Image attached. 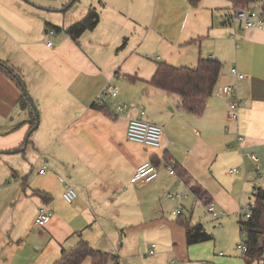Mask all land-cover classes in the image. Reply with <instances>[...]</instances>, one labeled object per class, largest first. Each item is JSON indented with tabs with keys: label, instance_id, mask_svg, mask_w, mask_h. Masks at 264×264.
Instances as JSON below:
<instances>
[{
	"label": "crops",
	"instance_id": "obj_1",
	"mask_svg": "<svg viewBox=\"0 0 264 264\" xmlns=\"http://www.w3.org/2000/svg\"><path fill=\"white\" fill-rule=\"evenodd\" d=\"M78 1L0 0V59L22 76L40 117L27 140L31 116L19 104L23 91L0 71V264H56L81 239L113 255L104 264H248L238 247L237 254L213 253V234L184 217L212 234L188 244L174 210L188 204L192 216L195 201L190 194L168 196L190 186L166 166L184 167L191 183L227 209L230 218H213L219 228L233 219L236 239L232 216H240L244 190L252 186L255 197L264 188V177L256 180L264 172V27L234 22L233 0H90L86 14L101 13L94 29L76 40L66 33L85 14L53 24L60 30L54 28L52 46L36 36V27L56 18L53 12L65 21ZM200 57L221 61L222 69L204 112L195 114L177 94L150 82L158 63L193 67ZM233 67L245 77L238 80ZM108 83L120 88L118 99L106 101L109 113L95 104ZM234 84L242 102L237 120L228 115L229 96L217 92ZM118 100L130 107L117 112ZM141 110L164 127L160 147L128 139L129 119ZM145 161L159 166V177L134 181ZM67 183L78 193L72 203L63 196ZM42 206L52 216L38 227Z\"/></svg>",
	"mask_w": 264,
	"mask_h": 264
},
{
	"label": "trees",
	"instance_id": "obj_2",
	"mask_svg": "<svg viewBox=\"0 0 264 264\" xmlns=\"http://www.w3.org/2000/svg\"><path fill=\"white\" fill-rule=\"evenodd\" d=\"M190 1L196 4L198 0ZM259 1L260 0H233V3L234 7L254 8L256 7L254 3ZM260 9H264V2L261 4ZM100 18V12L95 8H91L84 18L71 24L66 29V33L76 40L86 30L94 29L99 23ZM52 26L60 30L59 26ZM221 69V61L205 57H200L197 65L193 67L175 66L167 62H160L158 63L150 83L169 93L177 94L185 110L195 114H202L209 98L215 90ZM0 71L13 79L22 91L23 86L26 89L22 76L7 60L0 59ZM27 97L31 98L28 91L27 95L24 93L22 94L19 104L21 108L29 109V114L31 116L29 122L30 128L32 129L36 125L38 118L40 119L39 110L35 102H33L35 109L32 107ZM100 107L107 113L111 112L107 102ZM23 149L24 146L17 150ZM175 170L176 175L180 176L186 184H189L190 190L193 192L196 199L201 200L205 205L212 201L207 191L201 185L191 183L190 175L184 167L176 164ZM254 194L256 200L251 217L244 220L241 216L239 221L244 224V229H246L247 232L246 243L248 245V250L244 253V258L248 264L254 260H264V188H256ZM178 216V220L186 227L188 244L203 242L212 238V234L205 229L203 224H192L190 221L184 222L182 215ZM88 256L93 257V264H104L112 258L113 255L108 252L98 251L91 247L86 240L81 239L74 247L63 249L62 255L56 261V264H81ZM115 264H119V262L115 261Z\"/></svg>",
	"mask_w": 264,
	"mask_h": 264
},
{
	"label": "built area",
	"instance_id": "obj_3",
	"mask_svg": "<svg viewBox=\"0 0 264 264\" xmlns=\"http://www.w3.org/2000/svg\"><path fill=\"white\" fill-rule=\"evenodd\" d=\"M231 18L234 22L243 23L244 27L247 28L262 29L264 27V9H260L256 7L254 8L235 7ZM48 33L53 35L56 33V30L54 28L49 29ZM47 44L49 46H52V41H47ZM232 71L237 75L238 80L243 79L245 77V75L243 73H240L236 67H233ZM119 92H120V88L118 85L113 83H108L98 94L95 104H97L98 106H102L104 103H106L107 100L111 98L118 99ZM217 92L229 96L230 102H229L228 115L231 119L237 120L239 118L240 110L242 107V102L239 98L237 85L235 84L224 85L220 89H218ZM127 107H130V105H128L122 100H118L115 109L118 112ZM140 114L141 116L131 117L129 119L128 129H127L128 139L137 143H142L150 147H160L163 143L164 127L157 123H153L151 121L146 120L143 117L145 111L141 110ZM251 156L256 161L259 160L256 154H252ZM257 167L260 168L259 164L257 165ZM166 168L168 169V172L170 174L176 175L175 165H173L172 163H168ZM45 169L46 167L41 169L40 172L44 173ZM238 171L239 170L236 168L230 170V172L232 173ZM158 177H159V166L151 161H145L137 167L133 176V180L137 182H149ZM59 178L61 181H66L65 177L63 176H59ZM188 188L190 190V187ZM189 190L182 192H170L168 193V196L173 199L185 198L189 195L190 192ZM63 196L67 202L72 203L78 197V193L72 185L67 183ZM254 206L255 203H251L247 206H243L240 210V217L241 216L243 217V214H245L247 219L250 218ZM206 209L214 218H219L226 214L225 212L217 211L213 201H210L208 204H206ZM174 213L177 215H181L182 211L179 208H177L174 210ZM51 216H52V212L48 208H46L45 206L40 207L38 209L36 225L38 227L45 226L46 223L50 220ZM240 229H241L240 231H241L242 239L237 244V247L244 254L248 250V245L246 243L247 232L246 229H244V224L242 223H240ZM154 246L155 244H153L152 248L149 250L150 254L154 252Z\"/></svg>",
	"mask_w": 264,
	"mask_h": 264
},
{
	"label": "rangeland",
	"instance_id": "obj_4",
	"mask_svg": "<svg viewBox=\"0 0 264 264\" xmlns=\"http://www.w3.org/2000/svg\"><path fill=\"white\" fill-rule=\"evenodd\" d=\"M91 1L90 0H81L77 2L76 7L73 9L74 11H72V14H66V19L65 21L62 20V14L60 12H53L54 16L56 18H53V20H46L45 22H43V26H39L36 27L35 29V34L37 37H43L46 41H53L54 40V35L51 34H46L45 33V29L47 28H52L53 24L55 25H60L62 26L63 24H67V22H69L71 20V18H82L84 17V15L87 12V6H89V3ZM98 10H101V6L97 5ZM57 13V14H56ZM101 14V13H100ZM58 18V19H57ZM60 18V19H59ZM77 20V19H75ZM58 33V31H57ZM149 55H153V54H149ZM156 55V54H154ZM142 87V86H141ZM144 87V86H143ZM262 177L261 174L257 176L256 180L259 179V181L264 177V172L262 171ZM257 184H259V182H257ZM189 197H192L195 201L194 204V213H193V217L191 216V212L189 210V205L185 204V208L183 206L178 207L184 214V216L182 215V217H186L188 220H193V222H201L205 225V227L207 228V230L213 234L214 236V241L216 244H213V240L210 242V248L212 250L213 253L215 254H219L220 251L223 252L224 255H229L230 252H235L237 254L238 249H237V243H239L242 239L241 237V231H240V216H232L235 217V221H236V225L238 227V236L236 239H234L233 234H234V224H233V219H229L231 217V215L228 214L227 209L222 208V207H218L217 204L215 202L214 206L216 208L217 211L219 212H225L226 214H228V217L226 220H228V224L226 226V228H219V223L217 222L216 219H214L211 214L207 211L206 209V205L204 202H202L199 199H196L195 195L193 194L192 191L189 192ZM243 195L245 196L244 201L242 202V206H247L251 203H255L256 198L253 196L252 194V186L249 189H245L243 192ZM241 207H239L238 211L240 210ZM244 220L247 219L246 215L243 214L242 217ZM215 247L217 248L215 251H213L215 249ZM239 253V252H238Z\"/></svg>",
	"mask_w": 264,
	"mask_h": 264
},
{
	"label": "water",
	"instance_id": "obj_5",
	"mask_svg": "<svg viewBox=\"0 0 264 264\" xmlns=\"http://www.w3.org/2000/svg\"><path fill=\"white\" fill-rule=\"evenodd\" d=\"M23 93H24L25 95H27V91H26V89H25L24 86H23ZM27 98H28V101H30L32 107H34V109H35V106H34V104H33V101L31 100V98H30V97H27ZM35 111H36V110H35ZM39 121H40V119L38 118L36 125H35V126L29 131V133H28V135H27V140H28V138H29V135L33 132V130H35V129L38 127V125H39Z\"/></svg>",
	"mask_w": 264,
	"mask_h": 264
}]
</instances>
